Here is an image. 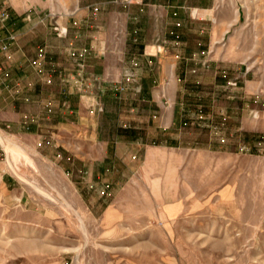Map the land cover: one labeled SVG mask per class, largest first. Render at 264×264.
Masks as SVG:
<instances>
[{"label": "rangeland", "instance_id": "rangeland-1", "mask_svg": "<svg viewBox=\"0 0 264 264\" xmlns=\"http://www.w3.org/2000/svg\"><path fill=\"white\" fill-rule=\"evenodd\" d=\"M32 1L0 0V264H264V0Z\"/></svg>", "mask_w": 264, "mask_h": 264}, {"label": "crops", "instance_id": "crops-1", "mask_svg": "<svg viewBox=\"0 0 264 264\" xmlns=\"http://www.w3.org/2000/svg\"><path fill=\"white\" fill-rule=\"evenodd\" d=\"M34 3L37 4V5H35V7H37V6L43 7L44 6L43 0H34L31 2L30 6H33ZM99 3L101 4L100 7H101V11H102L104 9V7H103L104 2L99 1ZM96 4H98V3H96ZM90 6H91V4H89V5L83 4L82 5L80 3V0H72L70 7L73 9H82L85 11L86 9H89ZM11 8H14L16 10V7H14V5ZM11 14L13 15L14 13L12 12ZM15 43H16V41H15ZM103 53L104 52L102 49H97V48L95 50L88 51V54L86 57L87 61L89 63L88 67L90 68V71H93V73L95 71L101 72L103 75H105V77H107V75H110L111 76L110 80H119L121 77H123V73L126 70V66H125V64H126L125 59L126 58L134 57L139 61L148 59L147 57H145V55L148 54L146 52H140V53L132 55V54H125V52L123 51L122 55L117 54L115 56L112 55V53L107 52L106 55ZM95 63L99 64L100 66H93L92 64H95ZM143 71L146 73L143 74V77L141 79L142 91L143 92L146 91V93L150 95L151 100L156 102L157 98L155 97V95H156L155 91H157L158 88H160L161 82L156 83L154 80L150 81L151 78L146 77L147 74L149 75V73H150L149 72L150 68L148 71L146 69H144ZM137 73L139 74L140 71L138 70ZM160 76H162V74H160ZM72 123L73 122L70 121L69 125H71ZM171 125H172V114L170 113V111H168L167 109L160 110L157 126L165 129V128L170 127ZM159 149H156V151H160Z\"/></svg>", "mask_w": 264, "mask_h": 264}, {"label": "built area", "instance_id": "built-area-1", "mask_svg": "<svg viewBox=\"0 0 264 264\" xmlns=\"http://www.w3.org/2000/svg\"><path fill=\"white\" fill-rule=\"evenodd\" d=\"M95 10H96V8H95ZM2 49H6V46L3 45V46H2ZM39 55L42 56L41 51H40ZM116 89H118V88L116 87Z\"/></svg>", "mask_w": 264, "mask_h": 264}, {"label": "bare ground", "instance_id": "bare-ground-1", "mask_svg": "<svg viewBox=\"0 0 264 264\" xmlns=\"http://www.w3.org/2000/svg\"><path fill=\"white\" fill-rule=\"evenodd\" d=\"M7 163H8V161H7ZM9 167H10V165H9Z\"/></svg>", "mask_w": 264, "mask_h": 264}]
</instances>
